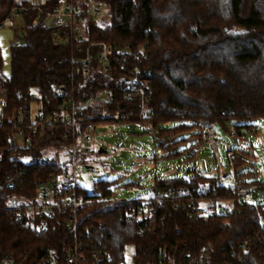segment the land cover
I'll list each match as a JSON object with an SVG mask.
<instances>
[{
  "label": "trees",
  "instance_id": "trees-1",
  "mask_svg": "<svg viewBox=\"0 0 264 264\" xmlns=\"http://www.w3.org/2000/svg\"><path fill=\"white\" fill-rule=\"evenodd\" d=\"M60 1L33 5L0 0V24L15 10H21L23 22L19 43L10 46L8 77L2 73L0 51V181L25 171L15 194H30L36 181L59 174L58 163L75 143L71 129L56 125L39 131L29 148L18 145L13 115L21 110L29 121L33 103L37 113L48 115L59 113L72 99L81 130L144 124L157 148L175 158L183 151L171 154L173 150L189 139L196 149L202 145V120L230 134L232 128L252 132L254 123L264 119V0H97L109 13L106 25L89 16L87 2H79L82 32L77 38L56 37L45 26L46 15L58 11ZM99 44L126 50L128 56L111 58L104 70ZM139 49L143 54H136ZM87 54L88 74L83 75L73 61ZM135 70L147 81L144 108L139 98L126 99V81ZM109 93L108 102L104 97ZM170 123L176 125L164 127ZM48 152L57 164L41 165ZM82 158L87 165L86 155ZM244 162L234 152L231 186L219 174L196 172L189 180H155L152 191L193 189L198 205L209 204L208 214L198 218L165 202L149 220L137 222L127 217L135 207L132 201L110 204L111 182H100L95 189L102 199L79 188L87 201L80 225L93 228L90 251L99 252L102 244L108 254V259L99 254L91 263L123 264L125 247L133 246L132 264H168L169 259L175 264H225L232 255L243 258L242 264H264V240L254 244L256 215L236 196L240 188L264 184L244 179L252 173L236 175ZM219 203L231 205L229 216L215 211ZM70 238L71 230L60 218L51 221L46 234L36 235L19 229L13 212L0 208V257L35 263L43 248H51L63 264ZM247 241L250 247L243 252L239 247Z\"/></svg>",
  "mask_w": 264,
  "mask_h": 264
},
{
  "label": "built area",
  "instance_id": "built-area-1",
  "mask_svg": "<svg viewBox=\"0 0 264 264\" xmlns=\"http://www.w3.org/2000/svg\"><path fill=\"white\" fill-rule=\"evenodd\" d=\"M79 2L88 3V13L93 20L99 19L103 12V6L97 0H61L58 11L47 14L45 23L50 21L49 27L56 37H69V35L77 38L82 32V10L77 5ZM35 9V8H34ZM39 13L35 17L33 24H37L40 16ZM21 16V10L13 11L10 16L0 24V28L11 26ZM68 32V33H67ZM99 63L100 66L107 70L110 59L118 60L128 56V51L120 52L109 45L99 44ZM127 53V54H126ZM126 54V55H123ZM136 54H143L141 49ZM79 63L83 75L88 74L89 56L86 55ZM126 99L133 100L139 98L142 102V108L145 107L144 99L147 90V81H141L139 71L135 70V75L126 81ZM112 94L109 93L104 97L105 101H111ZM0 105H3V98H0ZM0 107V108H1ZM79 110L75 106L72 99L66 101V104L59 113L43 115L36 113L29 116L26 121L23 111H16L13 115V128L16 131L15 138L20 140L21 144L29 148L32 139L39 131L45 128L61 125L67 127L73 132L75 143L70 147L69 152L62 156V160L58 163L60 173L51 176L48 179L38 180L33 184V191L30 194H15L18 186L23 181L22 175L25 171L19 173H11L2 177L0 181V208L13 212L15 221L19 229L27 232H33L36 235H44L49 231L51 221L60 218L65 225L71 230L70 243L65 250L63 264H93L91 260H97L99 254H103L108 259L106 248L101 244L98 251H90L94 243L90 240V233L93 228H83L79 222V213L87 205V201L79 193V183L77 182L76 171L78 167L83 166V155L90 152L92 142L91 133L94 131L92 126L85 130H81V124L78 121ZM200 136L202 145L213 151L214 158L218 161L217 136L213 126L207 120L199 123ZM82 154V156H80ZM229 162L234 160V152H228ZM41 165H49L56 163L50 156L43 157L40 161ZM57 164V163H56ZM219 176L223 179L226 186H231L233 178L223 175L219 172ZM240 203L247 205L256 215V224L258 232L254 237V244L261 245L264 240V188L258 185H250L245 188L238 189L236 193ZM165 202L173 203L174 209L189 211L190 214L198 218L207 215L209 212L208 203L198 205V199L194 197L193 189H177L163 190L158 189L152 191V195L147 199L135 200L130 202L135 205L127 213L128 218H134L137 222L149 220L156 210ZM127 202L111 201V205H120ZM231 205L219 203L215 207V211L220 215L229 216L231 213ZM225 226V225H224ZM103 240L104 237L101 236ZM250 247L249 241L245 242L239 248L245 252ZM243 258H237L234 255L225 264H242ZM0 264H23L14 259L0 257ZM29 264H59L57 253L51 248H43L39 259L35 263ZM161 264V263H160ZM168 264H175L174 259H169Z\"/></svg>",
  "mask_w": 264,
  "mask_h": 264
},
{
  "label": "rangeland",
  "instance_id": "rangeland-1",
  "mask_svg": "<svg viewBox=\"0 0 264 264\" xmlns=\"http://www.w3.org/2000/svg\"><path fill=\"white\" fill-rule=\"evenodd\" d=\"M43 1L17 0L18 3L29 2L33 5L41 4ZM94 21L100 25L108 24V11L103 9L99 19ZM22 28L23 22L20 18L11 26L0 28L2 73L5 77L10 75V46L19 43L17 37ZM0 95V98H3V94ZM36 110L37 104L33 103L31 114L34 115ZM175 125L170 123L164 127L172 128ZM254 125L255 129L252 132L245 128L237 130L232 128L230 134L213 126L217 136L218 161L209 148L199 145L196 149L194 139H189L185 145L175 148L171 153L183 151L181 156L168 157L169 153L157 148L158 141L154 135L147 132L144 124L96 127L91 133L90 152L86 155L87 165L78 167L76 171L79 188L90 197L102 199L101 193L95 189L100 182H111L109 200L130 202L149 198L155 180L172 178L189 180L194 176V172L208 177H216L221 172L233 178L234 169L227 157L229 151L242 155L245 161L244 165L235 171L236 175L252 173V176H246L244 179L264 184V119L256 121ZM17 144L22 145L20 140H17ZM186 148L188 149L185 150ZM52 154L48 152L46 156L50 157ZM192 154L194 157L189 159ZM133 255V246H126L123 264H132Z\"/></svg>",
  "mask_w": 264,
  "mask_h": 264
},
{
  "label": "water",
  "instance_id": "water-1",
  "mask_svg": "<svg viewBox=\"0 0 264 264\" xmlns=\"http://www.w3.org/2000/svg\"><path fill=\"white\" fill-rule=\"evenodd\" d=\"M49 24H50V21H47L46 24H45V26L46 27H49Z\"/></svg>",
  "mask_w": 264,
  "mask_h": 264
},
{
  "label": "crops",
  "instance_id": "crops-1",
  "mask_svg": "<svg viewBox=\"0 0 264 264\" xmlns=\"http://www.w3.org/2000/svg\"><path fill=\"white\" fill-rule=\"evenodd\" d=\"M1 94V93H0ZM1 96V95H0ZM2 97H3V95H2Z\"/></svg>",
  "mask_w": 264,
  "mask_h": 264
}]
</instances>
